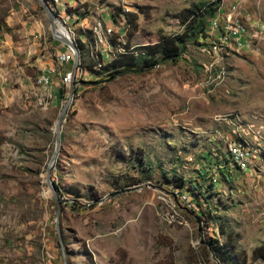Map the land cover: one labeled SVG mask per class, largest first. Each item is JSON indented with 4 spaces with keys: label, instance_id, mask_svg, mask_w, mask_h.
<instances>
[{
    "label": "rangeland",
    "instance_id": "374dc122",
    "mask_svg": "<svg viewBox=\"0 0 264 264\" xmlns=\"http://www.w3.org/2000/svg\"><path fill=\"white\" fill-rule=\"evenodd\" d=\"M195 6L213 23L177 62L86 63L51 172L57 201L47 170L72 84L61 98L39 79L69 47L38 0H0V264H264V0H59V25L91 44L93 27L118 31L112 15L134 13L132 49L182 33ZM238 23L247 43L224 44ZM241 139L260 158L249 171L226 159Z\"/></svg>",
    "mask_w": 264,
    "mask_h": 264
},
{
    "label": "built area",
    "instance_id": "2783aa9c",
    "mask_svg": "<svg viewBox=\"0 0 264 264\" xmlns=\"http://www.w3.org/2000/svg\"><path fill=\"white\" fill-rule=\"evenodd\" d=\"M54 13L57 15V23L59 19L63 20L64 15L59 9V0H48ZM65 10H63L64 12ZM122 20L120 22V27L118 31L117 21L112 22L111 26L107 25L104 27L100 23L93 27L91 30L93 32L92 43L89 44V39L87 42L83 41L81 38L79 43H75L77 51L79 53V65L76 71L74 70L73 61L75 60L76 51L68 48L65 52L57 51L55 54V59L52 60L51 67L45 66L42 69L39 82L44 86L45 89H56L65 90L73 81H79L80 78L85 74L86 63L92 62L95 68L106 66L111 61L117 59L122 54H133V48L127 49L122 47L124 45L123 35L126 33V27L130 25V21L126 18L124 14L119 15ZM125 26L123 27V25ZM247 30L243 29L241 24H236L232 27H227L226 31L222 32V41L224 44H233L232 39L236 40L240 46L247 43L248 34ZM117 36L116 42L111 40L112 37ZM108 46L106 52L101 48ZM221 45L217 43L213 46V50L217 51ZM138 55V54H136ZM57 60V65L55 61ZM259 155L257 154V149L253 147L245 139L240 141H235L229 144L226 159L232 165H236L239 170L249 171L250 169L256 167L259 162Z\"/></svg>",
    "mask_w": 264,
    "mask_h": 264
},
{
    "label": "trees",
    "instance_id": "16d2710c",
    "mask_svg": "<svg viewBox=\"0 0 264 264\" xmlns=\"http://www.w3.org/2000/svg\"><path fill=\"white\" fill-rule=\"evenodd\" d=\"M200 9V6H195L194 8L184 11L181 15L182 23L185 25V29L182 33L174 36H162L156 44L134 47L133 54L120 55L116 61L109 64L107 68L133 67L137 65V62L139 63L141 61L147 68H153L158 64L157 59L160 57L165 61L177 62L182 57L185 45L193 39H198L200 35L206 36L207 29L213 23L212 21H208L207 18H212L215 11L213 12L211 11L212 9H210V11H207V16L202 18L200 14H198ZM121 14H124L129 21L131 20V16L136 18L134 13H126L122 10L119 14L112 15V17L115 18ZM64 93L65 90L61 89V98H63ZM224 249L225 246L220 248V250L223 251ZM223 251L221 252L224 253ZM258 253H260V256H264V246L256 250V254ZM87 256L90 264H96L91 253H87Z\"/></svg>",
    "mask_w": 264,
    "mask_h": 264
},
{
    "label": "water",
    "instance_id": "95a60500",
    "mask_svg": "<svg viewBox=\"0 0 264 264\" xmlns=\"http://www.w3.org/2000/svg\"><path fill=\"white\" fill-rule=\"evenodd\" d=\"M39 3L41 4L42 8L45 10V12L47 13L49 19H50V22H51V26H52V32H53V35L55 37L56 40L60 41L61 43L67 45L69 48L73 49L76 51L75 53V60H74V70L76 71V69L78 68V65H79V53L77 51V48H76V45L74 43V40L71 38V36H66L62 33H60V31L57 29V15L54 13L50 3L47 1V0H38ZM74 88H75V81H73L72 85H71V95L65 105V107L63 108L62 112H61V115H60V118H59V121H58V125H57V133H56V150H55V153L53 155V158L48 166V170H47V182H48V185L49 187L52 189L53 191V194L55 196V198L58 200V197H57V190H56V187L55 185L53 184L52 182V176H51V172H52V169H53V163H54V160L58 154V150H59V147L61 145V127H62V123H63V119H64V116L65 114L67 113V111L69 110L71 104H72V96H73V91H74ZM59 203V202H58ZM65 264H67L66 260H65Z\"/></svg>",
    "mask_w": 264,
    "mask_h": 264
},
{
    "label": "bare ground",
    "instance_id": "6f19581e",
    "mask_svg": "<svg viewBox=\"0 0 264 264\" xmlns=\"http://www.w3.org/2000/svg\"><path fill=\"white\" fill-rule=\"evenodd\" d=\"M59 24H60V23H58V25H59ZM59 27L62 28L63 31L65 32V33H63L60 29H58V30L60 31V33H62V34H64V35L70 37V33H69V31L67 30V28H66L65 26H61V25H59Z\"/></svg>",
    "mask_w": 264,
    "mask_h": 264
}]
</instances>
